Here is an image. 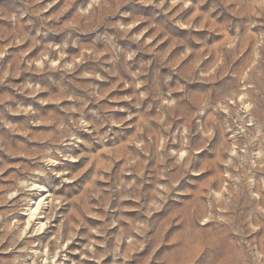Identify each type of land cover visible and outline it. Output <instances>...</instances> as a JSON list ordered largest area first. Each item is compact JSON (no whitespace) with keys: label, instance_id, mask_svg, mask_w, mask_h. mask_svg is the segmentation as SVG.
I'll list each match as a JSON object with an SVG mask.
<instances>
[{"label":"rangeland","instance_id":"1","mask_svg":"<svg viewBox=\"0 0 264 264\" xmlns=\"http://www.w3.org/2000/svg\"><path fill=\"white\" fill-rule=\"evenodd\" d=\"M0 264H264V0H0Z\"/></svg>","mask_w":264,"mask_h":264}]
</instances>
